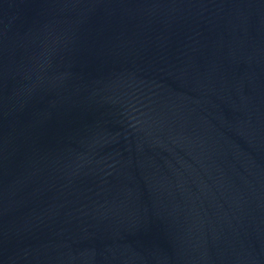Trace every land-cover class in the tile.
<instances>
[{
  "label": "water",
  "instance_id": "water-1",
  "mask_svg": "<svg viewBox=\"0 0 264 264\" xmlns=\"http://www.w3.org/2000/svg\"><path fill=\"white\" fill-rule=\"evenodd\" d=\"M0 264H264V0H0Z\"/></svg>",
  "mask_w": 264,
  "mask_h": 264
}]
</instances>
